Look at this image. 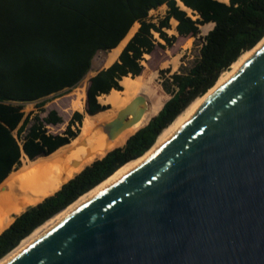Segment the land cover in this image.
<instances>
[{"label":"trees","instance_id":"obj_1","mask_svg":"<svg viewBox=\"0 0 264 264\" xmlns=\"http://www.w3.org/2000/svg\"><path fill=\"white\" fill-rule=\"evenodd\" d=\"M161 5L164 14L149 19V10ZM170 19L177 21V35L164 31ZM135 22L117 58L87 79L83 116L75 98L71 106L77 111L64 129L48 133L44 125L60 121L53 109L44 115L23 112L26 103L39 107L49 96L75 87L90 70L92 56L117 46ZM209 22L214 24L201 36L197 55L183 71L164 79V96L139 118L133 115L132 96L122 94L120 106L97 100L100 93L121 89L124 75L147 78L144 54L196 37ZM263 36L264 0H0V187L20 161L42 162L60 154L84 116L96 125L77 147L41 171L55 174L51 185L32 193L16 214L12 206L0 211V259L59 210L148 151L163 129ZM109 132L113 136L105 143ZM1 195L6 194L0 188Z\"/></svg>","mask_w":264,"mask_h":264},{"label":"water","instance_id":"obj_2","mask_svg":"<svg viewBox=\"0 0 264 264\" xmlns=\"http://www.w3.org/2000/svg\"><path fill=\"white\" fill-rule=\"evenodd\" d=\"M146 151L0 264H264V37Z\"/></svg>","mask_w":264,"mask_h":264},{"label":"rangeland","instance_id":"obj_3","mask_svg":"<svg viewBox=\"0 0 264 264\" xmlns=\"http://www.w3.org/2000/svg\"><path fill=\"white\" fill-rule=\"evenodd\" d=\"M181 6L186 10L189 16H191L192 18L196 17L195 15L191 14L189 8L183 6L182 4ZM164 10L165 6L161 5L155 9L149 10L147 16L149 19L156 21L157 18L161 17L164 14ZM176 22L177 21L175 19H170L171 26L169 28H164V31L167 33V35H177L174 28ZM206 25L207 23L200 26V32L196 37H190L184 41L173 42L172 46L170 47H156L151 54L143 55L144 60H141V63L144 66L143 71H145L148 77L142 80H140L138 77H131L137 81L134 90L128 93H121V95L126 94L134 98V118H139L146 111L147 107L151 105V103L158 102L164 96V94L161 92L164 79L169 78V76L174 72L183 71V69L187 67L189 63L193 60V58L197 55L198 48L201 43V36L204 35L210 29L209 26H207L205 29L204 26ZM153 35L158 42L163 43V41L157 36L156 33H153ZM94 56L92 57L94 58ZM93 58H91L92 61ZM230 68H228L227 70H229ZM96 70L97 69L94 70L91 66L87 75L85 74L82 80L75 87L69 90H65L57 95L49 96L48 98H46L45 102L39 107H36L33 103H26L23 106V112L44 115L46 110L53 109L56 115L60 117V121L54 124H45L44 129L48 133H60L64 129L67 123V119L69 118L71 112L75 110L71 106L72 101L75 98H78L81 101V107L78 112L81 113L82 116L85 114V112L83 111V101L85 96L84 89L87 84V79ZM121 87L123 86L121 85ZM105 107H107V105H105ZM75 126L76 123L72 124L71 129H74ZM95 129L96 125L92 122H88L87 118L84 116L82 118V121L80 122L77 134L74 137L70 138L68 142L63 144L65 145V147L60 148L63 145L58 147L60 148V154L54 155L42 162L34 163L31 162L29 159L20 161L19 166L15 168L11 173H9L10 175H15L0 187L1 191L4 194H7L10 192L16 182H26L33 176L39 174L42 170L51 168L54 163L57 162L63 156V154H65L70 149L77 147L82 141V139L92 133ZM13 208L16 214L18 207ZM2 210L4 209H0V211Z\"/></svg>","mask_w":264,"mask_h":264},{"label":"bare ground","instance_id":"obj_4","mask_svg":"<svg viewBox=\"0 0 264 264\" xmlns=\"http://www.w3.org/2000/svg\"><path fill=\"white\" fill-rule=\"evenodd\" d=\"M151 10V9H150ZM214 24V23H213ZM138 23L135 22L130 29L128 30L125 37L117 44V46L107 50V51H97L95 54L93 61L91 60L92 68L98 69L108 66L111 62H113L116 58L122 47L124 46L125 42L128 40V38L133 34L135 29L137 28ZM212 26V23H207L205 27ZM264 37V36H263ZM252 49V48H251ZM250 49V50H251ZM246 51L243 54H241L232 64L231 68L227 71H224L221 73L219 78L217 79L216 83L207 90V92L201 96L196 97L194 100H192L185 109L167 126L163 129V131L160 133L157 141L153 144V146L175 125V123L181 119L186 113H188L193 107H195L206 95L207 93L213 89L219 82H221L239 63V61L250 51ZM92 74V72H91ZM119 83L123 86L121 89H114L111 88L108 92L100 93L96 96L97 100L100 103L103 104H111L113 106H119L121 102V93H128L132 92L134 90V87L137 84V81L128 75H124L119 79ZM92 128V127H90ZM85 131V130H84ZM89 131V130H88ZM147 152V151H146ZM30 160V159H29ZM134 160V159H133ZM131 160V161H133ZM32 161V160H30ZM130 161V162H131ZM129 163V162H128ZM126 163V164H128ZM125 164V165H126ZM121 166L115 173H117L122 167ZM114 173V174H115ZM114 174L103 180L101 183L96 185L95 187L91 188L87 192L81 194L77 199H75L73 202H71L69 205H67L62 210L55 213L53 216H51L49 219H47L45 222L40 224L38 227H36L30 234H28L26 237H24L21 241L23 242L27 238L33 236L34 234L40 232L43 228H45L50 222L61 216L63 213H65L71 206H73L76 202H78L82 197H84L89 192L95 190L99 186H101L104 182H106L109 178H111ZM55 181V174L50 171H43L32 178H30L26 182H16L15 185L12 187L10 192L6 195L0 196V209L7 210L8 208L12 207H18L21 204H23L25 201L30 199L32 197V193L36 194L38 192L43 191L46 187L51 185ZM19 243V244H20ZM4 257V256H3ZM2 257V258H3Z\"/></svg>","mask_w":264,"mask_h":264}]
</instances>
